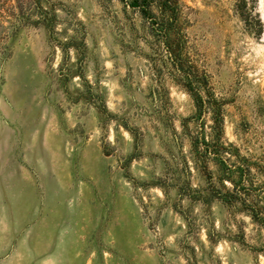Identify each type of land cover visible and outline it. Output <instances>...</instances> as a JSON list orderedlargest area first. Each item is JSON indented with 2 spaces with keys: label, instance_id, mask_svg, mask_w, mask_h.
Wrapping results in <instances>:
<instances>
[{
  "label": "rangeland",
  "instance_id": "374dc122",
  "mask_svg": "<svg viewBox=\"0 0 264 264\" xmlns=\"http://www.w3.org/2000/svg\"><path fill=\"white\" fill-rule=\"evenodd\" d=\"M51 1L59 38L83 25L84 78L111 117L80 95L73 51L62 78L30 0H0V264H264L250 249L264 231L208 198L190 154L193 101L139 12ZM178 1L189 55L223 101L225 141L264 159V0L247 20L234 0ZM187 183L203 200L179 199Z\"/></svg>",
  "mask_w": 264,
  "mask_h": 264
},
{
  "label": "trees",
  "instance_id": "16d2710c",
  "mask_svg": "<svg viewBox=\"0 0 264 264\" xmlns=\"http://www.w3.org/2000/svg\"><path fill=\"white\" fill-rule=\"evenodd\" d=\"M129 8L137 10L148 24L150 33L163 48L170 77L191 97L195 113L190 118L196 121L194 133H188L190 154L195 167L201 172L208 198L223 205L231 214L247 215L251 222L264 231V159L252 160L242 155L238 148L224 139L223 101L218 99L210 87L209 76L197 68L188 52L187 37L180 19L178 0H119ZM242 19L253 17L251 0H234ZM32 13L29 24L42 27L47 33L51 47H57L63 56L59 64L62 78L67 80L72 72L69 53L73 51L77 60L75 73L82 79L84 92L80 95L92 104L105 118H110L100 94L95 93L84 78L83 64L87 58V47L83 25H78L75 34L59 38L56 28L57 3L51 0H30ZM157 13H154L152 7ZM210 125L206 126L205 117ZM136 140V139H135ZM137 147V140H136ZM187 170L189 171L184 162ZM213 166V167H212ZM179 199L203 200L200 191L188 183L177 186ZM243 240V237H242ZM244 242V241H242ZM255 253L264 255V247H250Z\"/></svg>",
  "mask_w": 264,
  "mask_h": 264
}]
</instances>
